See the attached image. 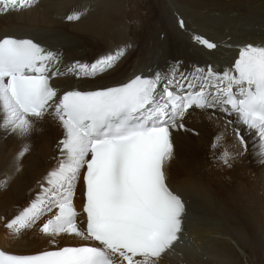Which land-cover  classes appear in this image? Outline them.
I'll return each mask as SVG.
<instances>
[{
    "label": "snow or ice",
    "instance_id": "1",
    "mask_svg": "<svg viewBox=\"0 0 264 264\" xmlns=\"http://www.w3.org/2000/svg\"><path fill=\"white\" fill-rule=\"evenodd\" d=\"M34 0H0V14L24 10ZM81 12L68 20H78ZM184 26V21H179ZM194 39L209 49L217 45L202 36ZM124 49L95 62L68 66L61 71V53L31 38H0V111L3 126L28 136L35 121L46 114L57 118L64 130L63 159L47 178L48 188L31 205L6 224L13 233L53 213L41 231L53 238L74 234L76 246L53 247L33 254L0 249V264H161L174 250L184 230L185 202L167 182V165L174 156L172 129L183 128L188 110L218 109L237 116L258 142L264 157V46L245 44L234 67L222 73L211 66L196 69L193 78L175 81L179 92L162 73L137 75L126 83L98 86L95 90L64 91L54 87V77L73 73L93 77L115 66ZM198 85V90H197ZM232 123V121H228ZM239 144H248L234 128ZM223 137L217 136L214 147ZM26 145L20 156L27 152ZM239 152L225 150L221 160L230 165ZM83 170L82 213L86 227L78 226L81 214L74 204L75 188ZM8 178L0 181L6 187ZM55 210V211H54ZM55 245L56 241H51Z\"/></svg>",
    "mask_w": 264,
    "mask_h": 264
},
{
    "label": "bare ground",
    "instance_id": "2",
    "mask_svg": "<svg viewBox=\"0 0 264 264\" xmlns=\"http://www.w3.org/2000/svg\"><path fill=\"white\" fill-rule=\"evenodd\" d=\"M177 1L188 12V14H184L188 20L185 24L186 29L191 32L193 31L192 29L196 28L198 29L196 31L201 32L198 36L205 37L208 35L211 42L218 45L215 49H209L204 45L208 53L210 51L212 56L218 58L217 64H209L207 57L200 52L202 44L193 41L194 34L192 35V41L188 40V35L177 24L175 25L172 21L168 22L161 17L158 19L159 23L162 30H166L165 39L162 42L163 53L161 56L154 55L159 42L151 39L152 43L145 45L143 44L145 40L144 36L141 39L140 46L145 45V47L140 52L137 51L139 49L138 40L134 43V47V44L127 43L128 40H125L117 48L103 50L102 53H106L100 56L99 54L103 48L95 43L94 39L96 37L89 41L93 44L88 49L85 48L86 52L81 46L82 42L75 37L74 32L79 30H82V32L84 30L99 32L100 27L93 26L92 22L87 27L84 22H80L79 25H73L70 22V25L60 26L66 24L64 20L73 13L81 12V21L84 19V15L88 13L89 9L87 8L84 11V7L80 6L77 0H43V3L38 6L35 19L31 23L20 13H11L7 16L0 14V20H2L0 22V38L5 35L18 38L27 37L34 39L53 51L58 50L61 53V58H64L63 61L61 59V65H63H60L61 71H64L72 64L70 63L71 60L80 61L83 59V61H80L81 63L91 64L105 55H114L118 50L124 49L123 55L125 58H123L117 67L119 76L114 74L112 77L116 78L117 76L118 80H122L100 84L98 81H91L90 77H78L73 73H67L54 77L52 80L53 86L59 89L61 95L64 91L74 89L87 91L95 90L98 86H115L120 83H126L137 75L149 76L155 72L151 71V67L147 68L148 66H154L155 63H157L156 67L158 71H162V74L166 72L163 75L168 80H173V77H175L171 87L173 90L179 92L180 90H177L175 81H180L187 86V81L181 80V75L179 74L192 79L196 69L202 68L198 65L208 64L216 70L222 64H225L226 67H222L221 72H219L222 73L234 67V62L238 59L239 51L244 46L243 44L264 43V28H261V26L264 27V0ZM74 4L78 5L69 11L70 7ZM205 6V9H199ZM262 22L263 24H261ZM227 31H230L229 35ZM54 45L57 47H54ZM225 45H228V49ZM218 54L221 58L217 57ZM168 64L172 67L167 66ZM127 67L130 68V71L128 74H125L124 70ZM63 84L68 85L62 86ZM161 89L163 90L162 86ZM0 116L3 117L2 111H0ZM228 121H232V123H228ZM182 123L184 124L183 128L171 130L174 156L167 165V182L169 187L184 200L186 218L184 217V230L180 241L175 244L174 250L164 255L161 264H238L237 247L241 245L244 247L245 243L241 244V240L245 239L247 235L249 236L252 226L260 232V235H264V191L259 194L255 192L254 185L257 182L254 183L252 178L253 184L249 183L246 186V189L251 190H249V193H245L244 190L237 189L239 187L234 186L235 184L230 186L231 182L229 185L223 184L225 180L222 179L220 170V175L219 173L209 174L210 170L207 172L201 162L204 160L202 159L203 146L206 144L208 138L212 142L211 145H214L216 137L222 136L223 139L219 144L221 146L219 152H211V154H214L213 156L221 160L220 157L224 152V145L231 144V146H234L235 151L237 150L236 147L241 146L234 134V128H240L241 134L245 136L248 144L253 148L259 147L257 138L254 135H250L247 129L239 124L237 116L234 113L228 115L218 109H199L193 107L188 110ZM3 130L7 133L10 131L3 126V129L0 131V137L5 134ZM64 135L65 130L61 122L51 114V110H49V114H46L43 119L35 121V127L30 135L24 137L10 131V149L7 148L8 152H6L5 150L7 149L4 148V150L3 147H0V163L7 159V172L9 177L14 178L11 185L9 184L12 196H15L18 189L35 173H41L40 178L32 181L31 184L35 188H38L40 185L48 188L47 178L49 173L56 169L61 159H63L60 141L64 139ZM4 143L1 145L3 146ZM208 143L206 144L207 146ZM26 145L29 150L23 156H20V152L23 151ZM43 145L47 150V154H45ZM212 148L214 150V147ZM256 153L257 155L253 154V152L248 154L246 151V154L252 157L255 167L256 165L259 167L258 160L262 162L264 161V157H261L258 152ZM236 161L238 162V160ZM262 163L264 165V162ZM242 164L241 166L244 167ZM250 169L252 170L251 166ZM237 180H239L238 177ZM42 182H44L43 185L41 184ZM84 202L82 170L74 196L75 207L81 213L77 217L78 226H81V228L86 227V216L82 213ZM20 207L25 209L29 206L24 205ZM189 213H193L196 216V223L189 220ZM49 215L50 218L53 213ZM46 221L47 219L39 222L31 234L18 237L17 235L7 233L4 223L0 220V249L15 254H33L42 250H50L53 247L76 246L85 243V241H81L74 234L62 233L55 238L44 234L41 228ZM234 238L237 243L236 246L231 243V240ZM53 239L56 241L55 245L51 243ZM182 240H186V243L183 241L184 245L181 243Z\"/></svg>",
    "mask_w": 264,
    "mask_h": 264
},
{
    "label": "rangeland",
    "instance_id": "3",
    "mask_svg": "<svg viewBox=\"0 0 264 264\" xmlns=\"http://www.w3.org/2000/svg\"><path fill=\"white\" fill-rule=\"evenodd\" d=\"M77 2L79 3L80 6L84 7V11H86L87 8L89 9L87 11L88 13L86 15H84V17H83L84 19L82 21L80 19L73 20V21L66 19V20H64L66 24H62L60 26L63 27L66 25H70L69 24L70 22H72L73 25H79L80 22H84L86 27L88 24H92V23H93V26L100 27L99 32L98 31L92 32V31H85V30L83 32H82V30L74 32L75 37L78 38L82 42L81 46L84 49V51H86L85 48L88 49V47H90L93 44V43H90L89 41L96 37V39H94L95 43L99 44V47L103 48L101 50V53L99 54L100 56H102L106 53V52L102 53L103 50L111 49V48H117L119 46V44H121V42H123L125 40H128L127 43H132V44H134L136 42V40H138V48L139 49L137 51L140 52L141 49L144 48L147 43L148 44L152 43L151 39L159 42V46H156L154 55L155 56L156 55L161 56L163 53L162 42L165 39L166 30L165 29L162 30V28H161V24L159 23V20H158L160 17L167 20L168 22L172 21L175 25L177 24V26L183 32H185L186 35H188L187 38H188V40L190 39V41H192V35L193 34L195 37L201 33V32L196 31V30H198L196 28L192 29L193 31H191V32H193V33L189 32L186 29L185 24L187 23L188 20L186 19L184 14H188V12L182 8V5L179 4L177 0H77ZM42 3H43V0H34L33 6L25 8L24 10L9 11L7 14H4V16L10 15L11 13H20V14L24 15L25 19H28V22L31 23V21L33 19H35L38 6H40ZM77 5L78 4L72 5L70 7L69 11L73 10L75 8V6H77ZM205 8H206V6L199 8V9H205ZM84 11H82V12H84ZM180 20L184 21L183 27L179 23ZM1 21L2 20H0V22ZM261 24H263V22ZM190 25H192V24L190 23ZM81 27H84V26H81ZM261 28H264V27L261 26ZM227 33L229 35L230 31H227ZM143 36L145 38L143 44H145V45L141 44L142 46H140V42H141V39ZM206 36L204 38L210 40V38H208L209 36L208 35H206ZM134 38H136V39H134ZM98 39H99V41H97ZM193 41L197 42L195 39ZM54 42H55V40H54ZM134 46H135V44L133 45V47ZM54 47H57V46L54 45ZM204 47L205 46L202 44L200 52L205 57H207V60H209V64H211V65L217 64L219 61L218 58L212 56L211 55L212 53L210 51H209V53H210L209 54ZM221 47H223V45H221ZM225 47L228 49V45H225ZM193 49H194V47H193ZM59 50L61 51V49H59ZM217 57L221 58V56L219 54L217 55ZM123 58H125L124 55H122L120 57V59L118 60V62L115 64V66L113 68H111L105 72H102L96 76L90 77L91 78L90 80L93 82L98 81V83H100V84L105 83V82L109 83V82H113V81L122 80V79L118 80V78H117V76H119L117 67L120 64V62L123 60ZM63 59H62V61H63ZM133 60H135V59H133ZM76 61H79V60H71L70 63H72V64H70V66L75 64ZM80 61H83V59H81ZM172 65H173V63H172ZM201 65H198V66L202 67L205 70H207V68L209 67L208 64H205V65L203 64L202 66ZM61 66H63V65H61ZM154 66L156 67L157 63H155ZM154 66H148L147 69H149L151 67L152 68L151 71L156 72L157 67L155 68ZM167 66H171V65L168 64ZM195 66H196V64H195ZM222 67L223 68L226 67L225 64H222V66L216 70L214 68L213 69L219 73V72H221ZM129 71H130V68L127 67L124 70V73L128 74ZM158 72L162 73L161 71H158ZM114 74H117L116 78H112ZM167 82H168V78L165 79V82L163 81V87H164V85L167 84ZM67 85L68 84H65V85L63 84L62 86H67ZM185 87H187V86H185ZM177 90H180V89H177ZM2 120H3V117L0 116V123H1L0 124V131H1V129H3ZM3 132L5 134H3L0 137V147H3V149L4 148L10 149V146H9V142H10L9 133H10V131L7 133V132H5V130H3ZM209 140H210L209 138L207 139V141L205 140L206 144L208 142L209 143H208V146L206 144H204V146H203L204 150H203L202 159H204V160L201 161L203 163L205 169L207 170V172L210 170L209 174H213V173L215 174V173H219L221 171L222 179L227 181V182L223 181V184L226 183V185H229L231 182L230 186L235 184L234 186L239 187L237 189H242V190H244L245 193L250 192L249 190H251V189H248V188L246 189V186L249 185V183L253 184L252 179H253L254 183H256V182L258 183V181L260 180L261 182L259 181L258 184L256 183L254 185V190L257 194L262 193L264 191V167H263L264 165L262 163L264 161L260 162L258 160V163L260 166L258 167V165H256V167H255V164H253V162H252V157L250 155L246 154V151L244 150L243 146L236 147L237 150L235 151L234 146H231V144L225 143L226 145H224V147L226 149L224 148V151L228 150L229 152L233 151L234 153L235 152L240 153V156L238 155V157H237V155H236L234 160L233 159L230 160L231 166L227 165V167H228L227 168L222 160H219L218 157H217L218 158V160H217V158L215 156H213L214 154H211V152L218 153L219 149H221V146L218 145V146L214 147L213 145H211V143H212V142H210L211 140L210 141ZM4 141H5V143H4ZM2 143H4L5 146H4V144L2 146L1 145ZM247 144H248V141H247ZM210 146H211V148L214 147V150H213V148L211 149ZM8 149L5 151L8 152ZM43 149L45 151V154H47V150H46L44 145H43ZM247 152H248V154H250V152H253V154L257 155L256 152H258V148L257 147L253 148L252 146H250L248 144ZM204 154H206V155L204 156ZM241 154H243V155L241 156ZM208 157H209V159H208ZM213 159H214V162H213ZM236 160H238V162ZM4 161H5V163H4ZM236 162H237V164H236ZM242 162H243V164H242ZM207 163H208V165H207ZM241 164L244 165V167L241 166ZM6 165L8 166L7 159L3 160V162L1 161V163H0V181H3L6 178H8V183H7L6 187H0V220H1V222L4 223V226H5L7 233L17 235L18 237L24 236V235L27 236L35 230L36 225L39 222H41L45 219H48L50 216L49 215L50 213L46 212L44 215H42L40 217V219L36 220L34 225H32L29 228L23 229L19 234L13 233L11 230H9L6 227V224L9 221H11L13 218H15L21 211L24 210V208L20 207V206H24V205L30 206L31 203L34 200H36L38 196H40L41 194L44 193V190L46 188H44L45 186H41V185L38 188H35L31 184L32 181L40 178L41 173H35L30 177V179L23 186H21L18 189V191L16 192V195L12 196L11 195L12 193L9 190V187H10L11 183L14 181V178L9 177V174L7 172V169H6ZM205 165H207V166H205ZM233 165H234V168L236 170L233 168ZM250 166H251L252 170L254 169L253 171L250 169ZM256 168H257V170H256ZM250 170H251V172H250ZM247 171H249V172H247ZM229 172H230V174H229ZM233 172H234V174H233ZM224 173H225V175H223ZM257 173H260V174H257ZM261 174H262V176H261ZM219 175H220V173H219ZM235 175H236V177H235ZM243 175H244V177H243ZM246 176H247V178H245ZM237 177L240 181L237 180ZM257 179H259V180H257ZM248 180H249V182H248ZM244 182H245V184H244ZM43 183L44 182H42L41 184L43 185ZM261 187H262V189H261ZM185 218H186V215H185ZM189 218H190L189 220L196 223L197 219L193 213L192 214L189 213ZM249 223H250V219H249ZM185 225H186V219H185ZM240 240H241V238H240ZM183 241H185V243H186V240H182L181 241L182 244H183ZM231 243L234 246L237 245L235 238L231 240ZM242 243H245L244 247H242V245L240 247H237V249H238L237 250L238 251V255H237L238 259L237 260L239 261L238 264H264V235H260V232H258L254 228V226H252V230L249 232V236L247 235V237L245 239L241 240V244Z\"/></svg>",
    "mask_w": 264,
    "mask_h": 264
}]
</instances>
